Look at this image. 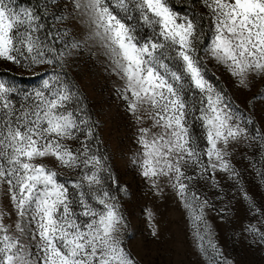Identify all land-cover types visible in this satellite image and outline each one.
I'll list each match as a JSON object with an SVG mask.
<instances>
[{"label": "snow or ice", "instance_id": "snow-or-ice-1", "mask_svg": "<svg viewBox=\"0 0 264 264\" xmlns=\"http://www.w3.org/2000/svg\"><path fill=\"white\" fill-rule=\"evenodd\" d=\"M53 5L0 0V60L39 78L25 87L0 75V264H141L117 195L128 188L72 75L84 57L119 81L137 145L130 163L154 196L178 200L208 264H233L209 213L223 221L234 201L249 217L242 233L264 244V200L245 181L254 174L264 189L254 117L264 89L241 107L209 67L236 88L264 82V0H66L60 15ZM145 214L158 237L156 213Z\"/></svg>", "mask_w": 264, "mask_h": 264}, {"label": "rangeland", "instance_id": "rangeland-1", "mask_svg": "<svg viewBox=\"0 0 264 264\" xmlns=\"http://www.w3.org/2000/svg\"><path fill=\"white\" fill-rule=\"evenodd\" d=\"M64 3L66 0H57V5L52 6L56 15H60ZM48 23H53L52 17L48 18ZM209 67L232 92L241 107L247 108V101L264 89V82L261 81H257L250 91L236 88L232 78L222 68L213 63ZM73 69L72 75L83 89L89 107L101 122V148L109 154L121 186L128 188L127 196L119 192L117 195L131 217L129 245L132 251L141 264H208L195 246L188 218L178 200L167 190L163 198L154 196L148 191L146 181L130 163L137 145L130 118L115 92V86L119 84L116 76L105 72L103 65L95 59L87 57L78 59ZM6 70H10L9 78H15L22 86L32 87L39 83L38 77L29 73L21 74L13 65L0 60V75ZM254 117L258 123L264 124V103L255 102ZM245 181L254 196L258 200H264V189L258 184L255 175L246 174ZM228 199H231V193L228 194ZM233 205L234 215L226 216L223 221L215 211L209 213L224 256L233 261V264H264V244L258 240L254 242L250 236L246 238L241 231L242 223L249 219L243 202L234 201ZM217 206L219 207V202ZM146 208H151L156 213L160 225L158 237L151 235Z\"/></svg>", "mask_w": 264, "mask_h": 264}, {"label": "trees", "instance_id": "trees-1", "mask_svg": "<svg viewBox=\"0 0 264 264\" xmlns=\"http://www.w3.org/2000/svg\"><path fill=\"white\" fill-rule=\"evenodd\" d=\"M39 0H21V3H37ZM189 0H175L176 6L180 8L182 5H185Z\"/></svg>", "mask_w": 264, "mask_h": 264}]
</instances>
